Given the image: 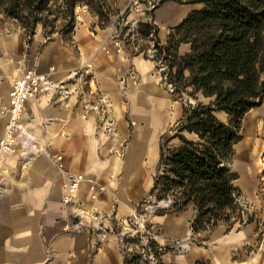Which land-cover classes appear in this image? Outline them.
I'll list each match as a JSON object with an SVG mask.
<instances>
[{
	"label": "crops",
	"instance_id": "1",
	"mask_svg": "<svg viewBox=\"0 0 264 264\" xmlns=\"http://www.w3.org/2000/svg\"><path fill=\"white\" fill-rule=\"evenodd\" d=\"M104 1L112 13L126 10L127 21L143 18L140 5L133 0ZM187 4L178 9L163 0L154 9L159 43H165L169 29L186 13L200 7ZM164 7L169 9L163 15ZM83 8L93 27L75 25L68 39L56 34L46 40L39 26L27 38L7 18L8 27H0V101L7 100L11 84L25 70L65 83L71 72L87 63L95 86L108 97L114 148L122 147V152H109L110 138L97 130L94 115L81 116V106L73 96L63 104L56 95L42 93L27 100L19 119L27 144L17 143L0 160V264H121L122 223L147 197L158 161L159 137L180 115L181 103L158 81L153 62L131 53L128 46L116 51L109 39L111 28L98 27L97 17ZM165 18L169 21L163 24ZM187 51L188 44L177 46L178 55ZM216 114L225 120L223 113ZM5 120L0 115V135ZM239 134L229 162L236 175L231 183L249 202L253 219L229 231L220 224L208 232H192V205L180 212L151 213L147 223L155 243L166 245L189 236L202 243L184 255L163 254L162 264H264V185L259 181L264 173L260 160L264 156V96L258 106L243 114ZM56 152L63 157L62 171L49 160ZM75 174L82 180L71 192L75 203L68 208L61 197L68 191V176ZM72 211H78L84 223L75 232L64 229ZM94 217L107 231L99 243L89 230Z\"/></svg>",
	"mask_w": 264,
	"mask_h": 264
},
{
	"label": "trees",
	"instance_id": "2",
	"mask_svg": "<svg viewBox=\"0 0 264 264\" xmlns=\"http://www.w3.org/2000/svg\"><path fill=\"white\" fill-rule=\"evenodd\" d=\"M162 2L156 0L154 9ZM186 2L200 7L169 29L156 56L168 69L173 99L181 101L180 94H184L192 101L181 102L179 117L159 137L158 161L147 197L154 202L168 200L155 214L180 212L192 205V232L219 222L226 223L227 230L236 208L233 194L239 193L231 183L236 175L229 168L233 145L241 138L243 114L258 106L264 96V0ZM76 7L95 15L100 28L108 21L110 10L104 0H0V14L14 20L27 38L38 25L46 40L54 32L61 39L69 38ZM137 25L142 35L152 28L145 22ZM180 43L188 44L182 55L177 54ZM215 112L223 113L225 120ZM137 258L124 255L121 264H137Z\"/></svg>",
	"mask_w": 264,
	"mask_h": 264
},
{
	"label": "built area",
	"instance_id": "3",
	"mask_svg": "<svg viewBox=\"0 0 264 264\" xmlns=\"http://www.w3.org/2000/svg\"><path fill=\"white\" fill-rule=\"evenodd\" d=\"M133 3L142 6V10H140L143 15L142 20L127 21L125 20V17L119 13L113 21H110V28L112 31V34L110 33L109 36L110 42L116 51L120 50L124 46H128L131 53L140 54L142 57L152 61L154 65V73L158 81L168 92H171L172 87L167 81L168 69L161 57L156 56V49L160 43L156 41L157 36L155 35L153 29L155 24L151 16L155 3L153 0H145L141 3L137 0H133ZM137 22H145L152 28H150L147 33L142 35ZM88 69L89 65L87 63H83L78 70L70 73V79L65 83L53 82L47 74L36 73L32 70H25L13 81L7 93V100L5 102L0 101V115L6 118L0 135V160L5 155L11 153L17 143L23 146L27 144L28 136L19 126L20 115L23 111L25 102L40 93L49 97L56 95L60 104H63L69 96H73L77 103L81 106V116L85 117L89 114L94 115L97 119V130L102 131V133L110 138L111 146L109 148V152L121 155L122 147H120L119 150L114 148V129L111 126L109 117L111 107L108 97L97 89ZM130 125H132V122H130ZM49 160L55 169L62 171L63 157L60 152L51 154L49 156ZM260 160L264 166L263 155ZM261 171H264V167ZM81 180L82 176L80 174L68 176L66 183L68 191L61 197V203L65 207L70 208L71 205L75 203L71 192L77 187V183ZM259 181L260 186L263 187L264 173L261 174ZM148 199L153 201L150 197H147L145 201ZM233 199L236 208L230 215L229 220L232 222L233 226L238 228L246 224L247 218L253 219V212L249 202L239 193L233 194ZM167 204L168 200L156 203V205H160L161 207H166ZM139 217V215L136 216L134 214L123 221V226L121 227L119 233L120 238L124 233V228L127 227L128 229L129 225L137 224ZM83 226L84 223L81 221L79 212L72 211L69 221L64 225V229L75 232ZM89 230L94 235L98 243L103 241L107 235V231L101 226V224L98 223L97 220H95V217L89 223ZM155 250L156 247H153V249L150 246L146 247L150 264H156L153 257V254L157 251Z\"/></svg>",
	"mask_w": 264,
	"mask_h": 264
},
{
	"label": "rangeland",
	"instance_id": "4",
	"mask_svg": "<svg viewBox=\"0 0 264 264\" xmlns=\"http://www.w3.org/2000/svg\"><path fill=\"white\" fill-rule=\"evenodd\" d=\"M154 3H156V0H153ZM187 0H169V3L171 5H173L176 8H183V7H187ZM159 6V5H158ZM157 6V7H158ZM156 7V8H157ZM140 10H142V6L140 5ZM167 9H169L168 7H164L161 11V14L163 13L166 14L167 13ZM154 11V10H153ZM153 11L151 13L152 19H153ZM74 14H75V21H74V26L75 25H87V27H93V25L87 21L85 12H84V8L83 7H78L74 10ZM121 14L123 15V17H125V13L121 12ZM119 15V13H112L110 11L109 14V18L107 23L103 24V27H111L110 21H113L116 16ZM9 19V18H8ZM163 24L167 21H169V18H165L162 19ZM97 25V22H96ZM38 26V25H37ZM36 26V27H37ZM98 26V25H97ZM0 27H8L7 25V17H5L4 15L0 14ZM112 34V31L110 32ZM57 33H53V35H56ZM166 90V89H165ZM167 91V90H166ZM168 92V91H167ZM171 94V92H168ZM182 100H176L177 102H191L192 100L187 97L184 94H180ZM222 114H216V117H218L219 119H222ZM258 136V134L256 135ZM160 201H150L149 199L147 201H145L144 203H142V205L138 206V210L136 211L135 215H139L140 217L138 218V222L137 224H131L129 225V228L127 229V227L124 228V233L121 236V251L123 256L124 255H131V254H135L137 255V264H150V259L148 258V254L146 251V247L150 246L152 247H156V252L153 254V257L155 259L156 264H162L160 259L161 256L163 254H169V255H184L186 254L189 250L191 249H197L199 246L202 245V243H200L199 240L197 239H191L190 236L188 238L185 239H172L170 240L166 245H159L157 243L154 242L153 240V235L151 234L150 230H149V225L147 223V217L149 214L153 213L156 210L162 209L160 205H156V203H158ZM230 221V220H229ZM231 222V221H230ZM222 224L224 227L225 231H229L231 228L236 226H231L230 228H228L226 230V223L224 222H219L217 225ZM215 225V226H217ZM214 226V227H215ZM214 227L210 228V229H206L204 231H210L212 230ZM148 231V232H147ZM259 244V243H258ZM146 246V247H145ZM259 245L256 246V248ZM253 249V247H250L249 250ZM196 261H191L188 264H197L195 263ZM201 263L199 264H209L205 261H200Z\"/></svg>",
	"mask_w": 264,
	"mask_h": 264
}]
</instances>
